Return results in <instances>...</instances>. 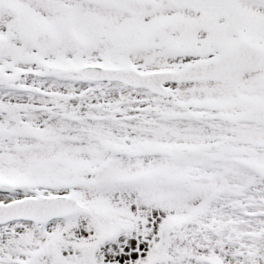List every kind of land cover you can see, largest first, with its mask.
<instances>
[{
  "label": "snow or ice",
  "instance_id": "1",
  "mask_svg": "<svg viewBox=\"0 0 264 264\" xmlns=\"http://www.w3.org/2000/svg\"><path fill=\"white\" fill-rule=\"evenodd\" d=\"M0 264H264V0H0Z\"/></svg>",
  "mask_w": 264,
  "mask_h": 264
}]
</instances>
